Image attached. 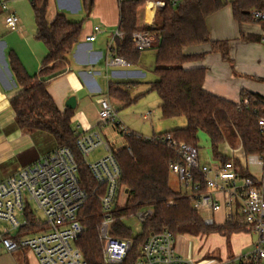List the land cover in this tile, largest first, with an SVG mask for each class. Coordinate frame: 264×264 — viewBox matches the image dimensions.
I'll return each mask as SVG.
<instances>
[{"label":"trees","instance_id":"obj_1","mask_svg":"<svg viewBox=\"0 0 264 264\" xmlns=\"http://www.w3.org/2000/svg\"><path fill=\"white\" fill-rule=\"evenodd\" d=\"M91 2L92 0H88ZM146 0H124L119 5V30L123 38H115L112 51L133 64L140 61L142 51L135 48L133 34L149 26H138V9ZM223 0H185L173 6L166 3L155 18L154 31L159 42L156 50L153 73L157 76L149 82L148 91L157 92L163 119L185 117L187 125L162 134H171L175 141H183L200 149V133H205L214 159L225 163L231 158L223 153L229 144L240 147L246 156L264 159V131L258 121L264 117V97L242 91L240 103L218 97L204 89L205 68L185 69L184 63L200 59L204 54L187 55L186 46L209 43L213 51L228 54L226 41H212L206 19L218 10ZM234 17L238 21L252 20L254 10L264 9V0H232ZM48 0H33L37 27L36 38L42 41L47 54L38 75H30L15 56L10 67L21 92L11 99L15 112V125L24 132H46L57 146L73 149L79 162V181L89 194L97 187L89 167L82 162L77 149V133L73 127L72 109L61 111L48 91V84L63 75L68 68V56L79 43L82 21H71L58 13L52 22L46 19ZM264 22V21H259ZM129 82L111 81L109 96L130 105L132 98ZM161 134V135H162ZM127 144L113 149L121 168V185H125L128 199L123 206L115 207L112 235L132 240V249L121 264H134L141 256V248L152 232L169 229L174 234H186L194 238L218 234L225 238L226 245L234 234L247 232L242 224L228 221L224 224H206L194 209L185 193L175 191L170 185V163L179 158L165 143L145 140L142 135H125ZM242 174L245 171L239 160H234ZM150 212L141 221V230L134 234L126 224L125 217ZM84 231L76 241L88 264H106L103 244L99 238V225L103 220L102 205L98 198L90 195L78 213ZM203 248V247H202ZM243 264V263H242Z\"/></svg>","mask_w":264,"mask_h":264},{"label":"built area","instance_id":"obj_2","mask_svg":"<svg viewBox=\"0 0 264 264\" xmlns=\"http://www.w3.org/2000/svg\"><path fill=\"white\" fill-rule=\"evenodd\" d=\"M124 0H118L120 5ZM185 0H146L145 8L152 15L164 8L166 3L173 6ZM2 7L7 9V4ZM254 21H264V9L252 12ZM7 26L19 30L20 17L15 13L6 16ZM149 29L134 32L135 48L144 51L155 47L159 42L154 31L153 19ZM95 26L88 41L96 40L102 33ZM123 38L118 30L111 36L106 57L107 66H130L131 62L113 53L115 38ZM264 41V36L262 37ZM99 127L113 124L125 135L129 129L118 116L108 96L99 99ZM264 131V117L259 121ZM77 133V149L97 187L87 193L80 185L79 162L72 148L57 146L34 162L0 181V253H13L19 250L31 251L40 264H88L83 252L76 245L84 231L78 213L90 195L98 198L102 205L103 220L99 225V238L103 244V257L106 264H121L132 249V240L112 235L113 211L122 192L121 168L110 144L104 140L98 129ZM143 137V136H142ZM165 143L175 151L178 160L170 163V171L179 179L185 194L198 212L208 211L212 215L225 211L226 222L232 221L245 226L256 236L252 249L237 255L234 260L240 264H264V159L259 157L263 167L260 179L245 175L236 167L234 160L208 165L201 162L199 148L183 141H175L171 134H158L143 137ZM99 147L105 155L94 162L88 158ZM233 153L240 148L231 149ZM35 204L36 210L31 206ZM150 212L135 215L139 223ZM204 222L215 224V216H207ZM226 261L221 264H229ZM134 264H195L191 257L177 251V235L169 229L152 232L141 248V256Z\"/></svg>","mask_w":264,"mask_h":264},{"label":"crops","instance_id":"obj_3","mask_svg":"<svg viewBox=\"0 0 264 264\" xmlns=\"http://www.w3.org/2000/svg\"><path fill=\"white\" fill-rule=\"evenodd\" d=\"M223 1L225 3L207 17L206 23L212 41L228 43L227 57L221 51H213L209 43L190 45L184 47L185 54H204V56L185 62L183 67L187 70L205 68L204 89L234 103H240L242 91L256 93L264 97V41L262 40L264 22H257L253 19L241 22L236 20L232 10V0ZM3 3L7 4V9L2 7ZM89 3L88 0H48L46 13L48 22H52L58 13H63L71 21L83 22L79 43L68 56L69 63L66 72L48 84V91L61 111L69 109L66 102L71 96L76 97V108L72 110L74 115L76 112L78 116L83 114L82 109L87 108L88 100L94 103V113L98 116L99 99L108 96L111 101L112 97L108 92L111 81L129 82L127 89L130 92L133 87L143 82V78H147V71L151 70L145 65V57H141L137 64L131 63L126 67L106 65L111 37L103 30L98 34L96 40L88 41L87 36L93 33L95 26L92 28L91 22L84 25L86 19H80L84 13H87V17L91 15L92 9L89 10ZM99 3L100 0H92V8L95 4L99 6ZM109 4L114 5V0H109ZM11 12L20 17L19 30L13 31L6 24V16ZM147 12L146 24L139 23L138 16L140 28L148 26L151 19L155 22L156 14L152 15L150 11ZM36 32L33 0H0V169L3 171L2 174H5V177L0 181L56 147L53 137L46 132L28 133L17 128L15 112L11 105V99L22 90L16 83L10 67L11 57L15 56L28 74L32 76L38 75L42 69L47 48L42 41L36 38ZM155 58L156 52L154 67ZM154 78L156 79L157 76ZM150 114L151 112H148L147 116ZM160 115L162 117L161 110ZM180 118L164 119L170 122V127H164V129L160 127L153 135L185 127L187 125L186 118ZM98 122V117L94 124L80 119V125L86 129L84 131L96 129ZM201 135L207 138L205 133L202 132L200 137H202ZM42 144H45L46 147L40 148ZM237 148L240 147L235 148L226 144L223 147V153L231 160H239L241 167L249 172L245 175H252L245 161L246 156L242 151L233 153L231 150ZM213 161L216 164L221 163L216 159ZM199 214L203 219L210 215L215 216L216 224L226 222L224 210L215 215L208 211H201ZM246 233L251 232L248 230L232 235V252L230 254L227 252L225 238L218 234L212 235L222 237L225 245L223 255L214 254L210 248L203 249L201 245H196L199 239L186 234L177 235V251L185 257L193 258L195 264H221L230 260L233 262L229 264H240L234 258L245 253L241 249H235L233 238ZM212 235L210 236L212 237ZM253 243H251V248ZM0 264L40 263L31 251L19 250L13 253H0Z\"/></svg>","mask_w":264,"mask_h":264},{"label":"rangeland","instance_id":"obj_4","mask_svg":"<svg viewBox=\"0 0 264 264\" xmlns=\"http://www.w3.org/2000/svg\"><path fill=\"white\" fill-rule=\"evenodd\" d=\"M147 15L148 12L145 10L144 6L140 7L138 12L139 23L146 24ZM80 19H86L84 25L91 22L92 28H94L96 25L100 26L106 32V34L111 37L119 28L120 17L118 0H114V5H110L109 0H100L99 6H96V4L93 6L91 15L89 17H87V13H84V16L82 18L80 17ZM155 52V48L142 51L141 57H145V65L151 70L147 71V78H143V82L138 84V86L133 87L130 91L131 97L136 99V101L126 106L123 100L111 98V103L118 111L119 118L123 121L129 131L142 135L143 137H153V133L157 132L160 127L164 129V127H170L171 125L169 121H165L160 115L159 105L161 100L157 92L148 91V81L153 80L155 79L154 77H156L153 74ZM87 103V108L82 109V115L78 116V113L76 112L74 115L73 127L78 132L86 130L80 125L81 118L87 120L88 123L91 124L96 122L97 117L99 118V114L97 116L94 113V103H91V100H88ZM148 112H151V114L147 116ZM181 118L184 119V117ZM96 129L100 131L104 140L107 141L113 149L122 148L127 144L125 134L113 124H108L103 127L97 126ZM201 136L199 149L200 160L201 162L210 166L215 165L216 163L213 161L214 159L211 155L208 139L204 135ZM45 147V144L40 146V148ZM103 155H105V150L103 147H99L91 154L88 160L89 162H94ZM245 161L252 175L257 179H260L263 176V167L259 160V156L246 157ZM2 172L3 171L0 169V180L5 177V174H2ZM170 185L177 192H185L179 179L172 172L170 173ZM127 199L128 196L126 187L123 185L118 206H123ZM31 206L34 210H36L35 204L33 202L31 203ZM135 217V215H130L129 217H125L124 221L126 220V224L132 227L134 234H138L141 230V221L139 223V220ZM255 240L256 236L251 233L238 235L233 238L234 247L235 249H241L243 253H247L252 249L251 243H253ZM196 243V245H201V247H203L205 250L208 248L212 249L214 254L219 256L224 254L225 245L222 237L220 236H202ZM227 252L228 254L232 252L231 242L230 244L228 243Z\"/></svg>","mask_w":264,"mask_h":264},{"label":"water","instance_id":"obj_5","mask_svg":"<svg viewBox=\"0 0 264 264\" xmlns=\"http://www.w3.org/2000/svg\"><path fill=\"white\" fill-rule=\"evenodd\" d=\"M92 9V4L91 2L89 3V10ZM76 104H77V100H76V97L75 96H71L67 102H66V106L69 108V109H75L76 108Z\"/></svg>","mask_w":264,"mask_h":264},{"label":"bare ground","instance_id":"obj_6","mask_svg":"<svg viewBox=\"0 0 264 264\" xmlns=\"http://www.w3.org/2000/svg\"><path fill=\"white\" fill-rule=\"evenodd\" d=\"M152 13V12H151Z\"/></svg>","mask_w":264,"mask_h":264}]
</instances>
